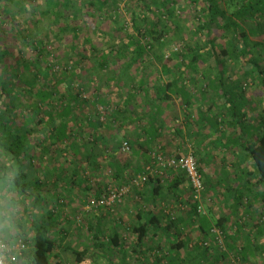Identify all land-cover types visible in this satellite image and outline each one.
<instances>
[{"label":"trees","instance_id":"trees-1","mask_svg":"<svg viewBox=\"0 0 264 264\" xmlns=\"http://www.w3.org/2000/svg\"><path fill=\"white\" fill-rule=\"evenodd\" d=\"M2 1L4 4L8 3L9 7L0 8V22L5 21L7 15L5 13H8L9 10L22 12L25 2L28 3L30 8L26 13L31 15L29 21L32 22L31 19H34L35 23H40L42 22L41 18H44L51 24V28L55 29L54 34L57 40L61 38V35L65 36L66 44L59 45V54L66 58V61L71 60L69 59L71 56L76 65L75 67L69 66V69L65 68L60 73L52 71V65L50 66L48 61L51 53L50 46L43 40H36L35 37L38 33L23 32L24 24L16 18H8L11 21L12 29L15 30L14 34L20 37L26 46L30 47L33 54L30 59H17L9 55L0 35V192H7L5 198L8 199L9 211L21 213L28 211L30 204H35L36 207V204L39 205L45 200L39 192L42 183L33 170L34 157L43 159L44 157L53 158L62 153L71 154L74 164L77 165L79 158H82L80 157L81 145L85 146L88 143L86 136H90L98 144L99 140H105V132L109 136L116 134L114 128H110V124L116 125L117 122V125H121L122 118H131L132 113L128 106L129 99L134 96V89H132L134 86L129 88L127 96L123 98V106L117 107L116 110L113 109L114 112L111 111L112 119L108 117L107 120L106 118L100 120L99 114L94 109L91 110L89 106L94 108L95 105L100 104L104 107L108 104L100 97L90 101L88 98L79 96L78 92H74V82L82 81L79 85L84 87L88 81L82 76L78 77L77 74L85 73L93 79L90 80L92 83L96 77L99 78L97 70H105L108 64L109 66L115 65L110 78H100L101 81L98 84L103 87L104 84L108 85L109 79H114L115 71H118V68L122 70L124 65L127 70L130 68L135 69V72L143 70L146 48L136 34L124 28V23L120 18L114 20L111 17L110 11L116 7L115 0ZM160 1L163 6L161 12L148 8L144 0H139L135 5L130 4L129 15L133 28L136 33L147 39L148 45L152 42H158L160 45V39L168 31V22L173 23L175 20L174 9L168 7L171 0ZM190 2L199 9L198 30H206L204 32L206 36L204 38L205 50L187 49V52L192 53L191 56L189 55L190 60L177 72L172 69L171 60H165L161 64L164 80H159L150 88L145 86L144 80H141L143 76L139 71L141 78L138 81L137 89L142 94L143 100L147 101L145 105L152 109L146 119L149 123L141 129L147 143H151L159 134L161 129L159 116L163 112L161 104L168 105V100L172 99L168 92L185 103L191 102V98L180 80L188 70L195 71L199 55L207 52L216 61H220L222 57L241 60V56L243 57L250 51L248 45L250 36L257 33L262 34L264 30V0H190ZM33 14H38L39 17L35 19ZM247 22L250 23L251 28L244 26ZM214 26V36H211L208 34V30ZM46 31L50 33V30ZM119 32L123 33L124 37L117 36ZM220 35L225 39V45L217 47L219 45L217 37ZM257 44H260L264 50V38L254 43L253 46L256 47ZM68 52L71 53L69 57L67 56ZM156 56L160 58L159 55ZM91 58L97 66L96 69L94 64L89 62ZM81 64H84L83 69ZM219 71L221 75H224L225 70L222 66ZM256 72L261 79L264 78V70L257 69ZM130 78L132 77L130 76L128 79ZM94 90L100 91V87L94 88ZM223 94L225 95L223 104L229 112L227 122L221 124L217 115L211 113L214 105V102H211L210 106L206 108V113L198 110L200 112L196 123L190 120L186 125L185 132L197 146L203 140H201L203 137L201 129L210 130L214 136V139L209 142L210 146L218 149L224 146V150L231 154L241 155V162L244 165L242 173L245 178L242 181H234L232 186H227L222 190L228 189L229 192L227 191L223 196L228 194L229 201H227L225 213L213 221L207 216L198 215L197 202L192 197V189L189 184L187 199L192 221L195 222V224L191 222L189 226L196 233V241L193 242V246L201 248L197 242L207 238L213 225L226 232V223L232 222L236 227L239 226L237 234H240L243 233L240 218L246 217L244 222L252 220L255 223V230L244 233L243 243L238 248L235 247V244H231L229 247H234L237 258L245 260L248 255L253 256L254 251L260 249L258 239L264 233L263 224L254 221L252 213H250L252 205H259L261 209H264V132L253 133L261 127L260 125L243 126V114L240 109L232 101L230 94H226L225 91ZM235 124H238L236 131L232 129ZM193 126L197 128L195 132L191 130ZM182 133L184 130L180 126H174L171 140L174 136L177 139L181 138ZM252 134L254 137L251 136ZM163 135L160 136V140L165 137ZM125 141L128 142L131 149V142ZM163 143L162 146H166L169 141L166 144ZM139 147L143 149L141 144ZM5 155H7V159H2L1 156ZM142 156L148 163L149 151L147 154L142 153ZM210 158L211 156L207 153L196 158L198 171L203 175V185L206 183L208 186L210 183L207 173L203 172V166ZM87 159L89 157L84 161ZM117 168L120 167L117 166ZM164 173H170L169 179L162 181L159 178L161 176L158 175L155 176L156 178L147 180V186L151 190L149 194L151 204L145 209L138 208L136 210L134 214L136 222L132 226V230L136 236L137 245H140L146 238L149 230L154 236L161 233L164 238L171 240L167 262L172 264L180 260L178 264H184L180 250L189 245L193 240L192 235L184 234L172 213H169L166 220L158 215L156 200L165 193L174 194V197L180 196L179 193L185 190L184 185L189 181L185 173L180 170ZM67 189L69 190V188ZM13 202H15V208L12 206ZM35 207L29 212L32 213V216L25 233L22 232L26 236L30 234L29 237L32 241L31 249H28L31 256L30 264H63L57 253V250L62 247L60 239L57 237L58 234H54L44 222H36ZM48 215L52 216L53 214L49 213ZM98 235L101 234L97 230L94 232L93 238L97 239ZM227 237H229L228 234ZM22 238L27 242L23 236ZM109 243L115 248L120 246L119 236L116 232L109 239ZM101 244L100 241L99 245ZM70 250L75 254L77 264H86L84 249L70 248ZM95 253L99 254L96 249ZM122 255L125 257L126 253L122 252ZM225 256L226 254L221 251L215 258H224ZM121 263L127 264L126 261Z\"/></svg>","mask_w":264,"mask_h":264},{"label":"rangeland","instance_id":"rangeland-1","mask_svg":"<svg viewBox=\"0 0 264 264\" xmlns=\"http://www.w3.org/2000/svg\"><path fill=\"white\" fill-rule=\"evenodd\" d=\"M138 2L139 0H115L116 7L110 11V15L114 20L120 18L124 23V28L136 34L141 43L144 44L146 48L145 67L139 71L143 76L141 80H144L146 82L145 86L150 88L153 84H157L159 80H164L161 73V64L165 60H171L170 64H173L171 67L177 72L190 60L189 55L191 56L192 53L187 52V49L198 50L200 48L199 50H205L204 38L206 36L204 32L206 30H198L199 9L194 3L190 2V0H171L168 7L174 9V22H168V31L160 39V45L158 42L152 41L148 45L147 39L136 33L129 15L130 4L135 5ZM144 2L151 10L161 12L163 6L160 0H144ZM3 7H9V5L6 2L4 4V1L0 0V8ZM29 8L30 6L25 2L22 12L9 10L8 13H5L7 14L5 21L0 22V35L4 40L3 45L6 46L9 55L17 59H30L33 56L30 47L26 46L21 38L14 34L15 30L12 29L11 21L8 18H16L24 24L23 32L38 33L35 37L36 40H43L50 46L51 53L48 61L50 66L52 65V71L60 73L65 68L75 67L73 58L69 57L70 52H68L67 56L71 60L66 61L67 59L61 57L58 51L59 45L64 46L66 44V37L61 35V40H57L54 34L55 29L51 28V24L45 21L44 18H41L42 22L40 23H35L34 19H31L33 21L30 22L29 18L31 15L26 13ZM33 16L35 19L39 17L38 14H33ZM244 26L251 28L249 22L245 23ZM214 28L215 26L208 30V34L211 36L214 34ZM47 29L50 30V33L46 31ZM117 36L124 37V34L119 32ZM262 38H264V30L262 34L257 33L250 36V42L248 43L250 51L243 57L241 56L242 61L225 57H222L220 61H216L207 52L199 55L195 71L188 70L184 76H181L180 80L186 88L191 102L189 104L185 103L182 99L174 97L168 92L169 97H172V99L168 100V105L161 104L163 108V112L159 116L161 129L158 136L151 143L145 141V134L141 131L143 126L149 123L146 119H148L149 112L152 109L145 105L147 101L143 100L142 94L137 89L139 86L138 81L141 78L139 71L135 72L133 68L127 70L126 65H124L122 70L118 68V71H115L114 79H109L108 85L104 84L103 87L98 84L101 81L100 78H110L113 75L112 69H115V65L109 66L108 64L105 70H97L99 78L96 77L92 83H90V80H93L91 77L82 72L78 73V77L82 76L88 81L84 87L79 85L82 81L80 83L74 82L73 91L78 92L79 96L88 98L90 101L100 97L108 104V106L105 105L104 107L100 104L95 105L94 108L89 106L91 110L94 109L99 114L100 120H105V118L107 120L108 117L112 119L113 113L111 111L114 112L113 109L116 110L117 107L123 106V98L127 96L129 88L134 86L132 88L134 89V96L129 99L130 104L128 106L132 113L131 118H122V124H118L119 126L117 122L116 125L110 124V128H114L116 134L109 136L105 132V140H99L100 143L98 144L90 136H86L88 143L85 146L81 145L80 157L82 158H79L78 162L76 161L77 165L74 164L71 154L62 153L55 155L53 158L44 157L43 159L37 156L34 157L33 170L40 178L42 188L39 192L45 200L39 205L36 204V207L35 204H30L28 211H22L21 213L29 214L34 207L36 217H40L45 212L41 217L46 216L43 221L46 220L48 222L46 224L51 225L52 232L58 234L57 237L60 239V244L72 249H84L86 251L85 259H87L88 264H122V260L126 261L127 264H171L167 262L170 239L164 238L161 233L154 236L152 231L149 230L146 238L140 245H137L135 234L132 230V226L136 222L134 218L136 210L138 208L145 209L151 204L149 200L151 190L147 186V180L158 176L156 172L157 166L152 153H159L162 157H169L191 152L195 159L202 154L205 155L207 153L210 155V160L203 166V172L207 173L210 186L204 183L201 198L203 211L198 213V215L207 216L213 221V219L225 213L229 195L223 196L228 189L222 190L227 188V186H232L234 181H242L245 178L242 173L244 165L241 162V155L235 156L231 154L229 151L224 150V146L221 149L210 146L209 142L214 139V136L206 128L201 129L203 135L201 140H203H200L201 142L195 146V143L191 141L192 139L185 132L186 125L190 120L196 123L199 112L206 113V108L210 106L211 102H214L211 113L217 115L221 124L226 123L229 118V112L223 104L225 96L223 91H225L226 94L231 95L232 101L243 114V126L252 125V127H255L260 125L261 127L253 133L264 132V78L261 79L256 72L257 69L264 70V50L260 44H257L256 47L253 46L254 43ZM217 39V42H219L217 47L225 45V39L221 35ZM156 55H159L160 58ZM91 61L89 62L93 63L96 69L97 66ZM80 66L83 69L84 64ZM220 66L225 70L224 75L220 74ZM130 76L132 78L128 79ZM99 87L100 91L96 92L94 88ZM152 108L154 109L155 107ZM237 125L232 126L234 131H236ZM174 126H180L184 133H182L181 138L177 139L174 136L171 140ZM196 129L195 126L191 128L194 132ZM162 135L165 137L160 140ZM251 136L254 137V134ZM125 140H129L132 144L129 152L121 150V143ZM168 141L169 143L166 144ZM162 142L166 146H162ZM140 144L143 149L139 147ZM148 151V163H146L142 153L147 154ZM1 157L2 159L5 158V156ZM87 157L89 159L84 161ZM117 166L120 168L118 169ZM147 166H149V170L146 182L138 186L131 185L129 191L120 201L108 207H89L88 202L90 199L98 198L102 194H106L109 189L121 184H130ZM169 174L163 173L159 177L160 180L169 179ZM201 178H203L202 174ZM188 186L189 182L184 185L185 190L179 193L180 196L174 197V194L165 193L156 200L158 215L166 220L167 216L170 215L169 213H172L184 234L192 235L193 240L190 241L186 248L184 247L180 250V256L184 258V264H264V233L258 239L260 249L255 250L253 256L248 255L245 260L236 257L234 247L229 248L231 244H235L236 248L241 246L244 233L255 230V223L252 220L244 222L247 219L246 217L240 218L242 220L240 226H242L243 233L237 234L239 226L236 227L232 222L226 223V232L213 225L207 238L197 242L201 248L193 246V242L196 241V233L189 226L191 222L194 224L195 222L192 221V214L187 199L189 194ZM6 195L7 192H0V229L3 227L5 215L12 213L9 211ZM71 201H74L73 204L75 205H72ZM75 207L76 209H74ZM95 210L98 212L93 215L92 212ZM49 213L53 215L49 216ZM250 213H252L251 216H253L254 221L264 226V209H261L259 205H252ZM95 218H98L96 222L94 221ZM26 229H23L22 232L25 233ZM97 230L101 235H98L96 239L93 238V234ZM114 232L119 236L120 246L117 248L109 243V239ZM61 233L64 234L59 236ZM227 234L229 237H227ZM21 235L27 240L26 244L30 250L32 244L29 237L30 234L27 236L25 234ZM100 241L102 242L101 245H99ZM95 249L99 254L95 253ZM221 251L226 256L224 258H215ZM122 252L126 253L125 257H123ZM61 255L64 264H77L71 250L64 248L61 251ZM179 262L180 260L172 264H178Z\"/></svg>","mask_w":264,"mask_h":264},{"label":"built area","instance_id":"built-area-1","mask_svg":"<svg viewBox=\"0 0 264 264\" xmlns=\"http://www.w3.org/2000/svg\"><path fill=\"white\" fill-rule=\"evenodd\" d=\"M121 150L123 152L130 151V145L128 144V142L123 141L121 143ZM152 157L154 158V162L157 166L156 172L158 173L159 176H162L163 173L166 171L180 170L185 173L192 189V197L197 202L196 211L198 213L202 212L203 205L201 198H202V192L204 190V185L201 178V174L198 171L197 161L194 155L191 152H187L181 155L162 157L161 154L159 153L158 154L152 153ZM148 170H149V166L145 168L144 172L138 174L136 178H134L130 182V184H121L112 189H109V191L106 194H102L98 198L90 199L88 202L89 207H93V208L100 206L108 207L120 201L121 198L129 191L131 185L138 186L146 182V180L148 179L147 178ZM0 242L6 243V241H3L1 238H0ZM22 242L25 245H27L26 241L23 238H22Z\"/></svg>","mask_w":264,"mask_h":264},{"label":"clouds","instance_id":"clouds-1","mask_svg":"<svg viewBox=\"0 0 264 264\" xmlns=\"http://www.w3.org/2000/svg\"><path fill=\"white\" fill-rule=\"evenodd\" d=\"M7 159V155H5ZM15 208V202L12 204ZM32 213L24 214L12 212L5 215L3 227V241L0 242V264H30V252L28 245L22 242V230L30 223Z\"/></svg>","mask_w":264,"mask_h":264},{"label":"crops","instance_id":"crops-1","mask_svg":"<svg viewBox=\"0 0 264 264\" xmlns=\"http://www.w3.org/2000/svg\"><path fill=\"white\" fill-rule=\"evenodd\" d=\"M202 155H204V154H202ZM73 202L74 201H71V203H72V205H75V204H73ZM70 209V208H69ZM74 209H76V207L74 208ZM52 211V210H51ZM98 211H93L92 213H93V215H95L96 213H97ZM43 214H45V212L44 213H42V215L41 216H43ZM135 214V213H134ZM36 217V222L37 223H43L44 222V224H46V223H48L46 220L45 221H43L44 220V218H46V216L45 217ZM95 217H97V216H95ZM135 218V217H134ZM96 220H98V218H95V222H96ZM50 229H51V225L50 224H46ZM62 234H64V233H61L59 236H61ZM136 237V236H135ZM0 238H2L3 239V233H0ZM64 248H66L65 246H62V247H60L58 250H57V253H58V255H59V259L61 260V262L64 264V262H63V257H62V255H61V251H62V249H64ZM67 249H69L70 250V248L68 247ZM30 252V251H29ZM73 255H74V258H75V254L73 253ZM31 257V256H30ZM123 261V260H122ZM86 264H87V262H86Z\"/></svg>","mask_w":264,"mask_h":264}]
</instances>
